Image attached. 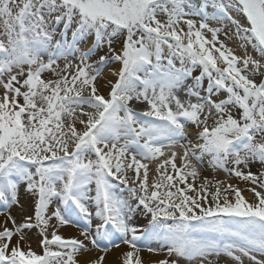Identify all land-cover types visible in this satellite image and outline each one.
<instances>
[{"label":"snow or ice","instance_id":"6c2138e0","mask_svg":"<svg viewBox=\"0 0 264 264\" xmlns=\"http://www.w3.org/2000/svg\"><path fill=\"white\" fill-rule=\"evenodd\" d=\"M0 264H264V0H0Z\"/></svg>","mask_w":264,"mask_h":264},{"label":"rangeland","instance_id":"374dc122","mask_svg":"<svg viewBox=\"0 0 264 264\" xmlns=\"http://www.w3.org/2000/svg\"><path fill=\"white\" fill-rule=\"evenodd\" d=\"M207 11L209 12V14H211L212 12H213V9L212 8H208L207 9ZM175 62V64H176V67H179L180 65H179V61L178 60H176V61H174ZM165 63H166V61H165ZM204 164L206 165L207 164V161H204ZM256 169L255 168H253V171H255ZM219 176H221V177H219V178H217V176L215 177L216 179H221V180H226L227 179V177H226V174H224V173H220L219 174ZM230 183H232V184H239L240 185V187H244V183L242 182V181H238L236 178H232L231 179V181H229ZM246 197H251V194L250 193H248V192H244L243 193ZM33 238H35V236H33ZM36 239V238H35Z\"/></svg>","mask_w":264,"mask_h":264},{"label":"bare ground","instance_id":"6f19581e","mask_svg":"<svg viewBox=\"0 0 264 264\" xmlns=\"http://www.w3.org/2000/svg\"><path fill=\"white\" fill-rule=\"evenodd\" d=\"M219 177H221V176L218 175L217 178H219ZM75 231H76L75 229H71V228H69V229L66 230L65 235H73V234L75 233ZM32 239H33V247L35 248V247H36V239H35V238H32ZM148 255H149V254L145 253V254H144L145 258H147ZM109 259H110V260H111V259H115V256L112 255V254H110Z\"/></svg>","mask_w":264,"mask_h":264}]
</instances>
